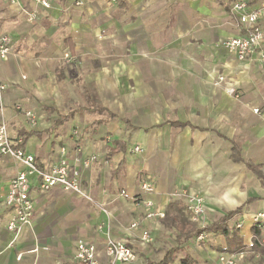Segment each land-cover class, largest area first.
Returning <instances> with one entry per match:
<instances>
[{"label":"crops","instance_id":"0c3cea01","mask_svg":"<svg viewBox=\"0 0 264 264\" xmlns=\"http://www.w3.org/2000/svg\"><path fill=\"white\" fill-rule=\"evenodd\" d=\"M77 1L50 0L46 8L33 0H0V36L12 43L10 54L0 58V79L7 85L0 94V122L41 166L56 162L61 147L72 165L96 155L79 174L92 201L32 185V225L13 243L5 196L21 166L0 154V264H78V239L93 242L105 264L106 231L127 241L136 254L132 264L157 263L179 242L180 205L187 216L177 192L203 197L208 224L241 207L227 223L242 246L219 232H204L202 240L183 242L169 264L184 255L195 264H217L221 253L239 250L244 252L235 264H250L246 253L264 264V255L252 248L250 220L264 211V184L247 167L256 164L264 175V66L257 53L239 61L223 45L243 34L230 2ZM246 1L251 7L264 3ZM27 11H36L34 21L27 20ZM259 24L264 34V15ZM258 50L264 51V38ZM236 60L256 77L244 90L234 84L240 99L217 81L235 69ZM18 103L35 114L34 125L16 110ZM134 145L141 152H130ZM142 175L154 179L155 192L141 194ZM138 194L165 216L146 219L147 208L132 200ZM237 220L243 221L240 228ZM143 229L148 242L141 239Z\"/></svg>","mask_w":264,"mask_h":264},{"label":"built area","instance_id":"2783aa9c","mask_svg":"<svg viewBox=\"0 0 264 264\" xmlns=\"http://www.w3.org/2000/svg\"><path fill=\"white\" fill-rule=\"evenodd\" d=\"M14 2V0H10ZM34 3L49 7L50 0H33ZM82 0H78L76 4H82ZM232 13L236 15L237 22L242 26L243 34L239 36H231L222 43L233 53L239 61L250 60L254 54L260 63H264V51L258 50L263 41L264 34L259 24L260 18L264 15V3L256 7H251L246 0H234L231 5ZM27 20L32 22L36 19V11H27ZM12 49L11 39L8 35L0 36V58H6ZM219 78H222L221 76ZM7 85L0 79V94L6 90ZM227 92L235 98L240 97V92L234 86L227 88ZM16 110L24 112L30 124L36 123V116L31 110L24 109L21 104H15ZM258 112L257 108L253 109ZM77 135V129L74 130ZM130 152L139 153L141 147L134 145ZM0 154L6 155L14 159L20 166V170L13 176L9 182L8 191L5 196V205L12 212L6 229L12 234L11 242H15L23 233L25 227L32 225L34 205L31 197V186L40 191L45 192L52 188H61L67 192H73L79 196L92 201V198L83 190L80 182V168H87L96 160V155H89L85 158L76 159V165H72L67 158V150L61 147L60 158L50 165L41 166L34 154L20 147L18 142H13L8 133L7 125L4 121L0 122ZM139 188L141 194L149 195L155 192L156 184L152 177L142 175L139 178ZM125 193V191H121ZM141 194L132 197L135 203L143 204L147 208L145 212L146 219L164 217L165 214L157 210L153 201L148 197H141ZM185 199V208L188 212V219L191 222L202 218L205 215L203 207V197L197 194L182 193ZM105 210V209H104ZM106 211V210H105ZM199 218V219H200ZM251 226L259 231L257 240L261 246H264V211H257L250 214ZM137 222H132V227H137ZM243 225L242 220L235 222V228ZM103 244V251L107 257L105 264H132L136 260V254L129 246L125 239L114 238L107 232ZM205 238L202 232L196 236V240ZM254 238V236H253ZM141 239L148 242L150 234L147 229H143ZM244 251L239 250L233 253H221L218 256L217 264H235L236 258L243 254ZM20 254L17 256L20 258ZM75 259L78 264H102L98 258V249L96 245L85 239H78L75 249Z\"/></svg>","mask_w":264,"mask_h":264},{"label":"trees","instance_id":"16d2710c","mask_svg":"<svg viewBox=\"0 0 264 264\" xmlns=\"http://www.w3.org/2000/svg\"><path fill=\"white\" fill-rule=\"evenodd\" d=\"M264 66V63H263ZM232 158L237 160L238 159V150L234 146L232 148ZM247 167L254 171L257 176L260 178L261 182L264 184V175L262 171L260 170V166L252 163H248ZM241 210V207L236 208L233 211H229L224 215L222 218H220L218 221H214L210 224H207L203 227L196 228L195 226L192 225L191 222L187 220H180L177 224V229L179 230V235L178 239L179 242L177 246L172 247L171 249L167 250L165 252L164 257L157 263L155 262H150L148 264H169L171 263L173 256L175 253L181 250V245L183 242L187 241L191 237H196L202 232H219L223 234L230 242L237 241L238 247H241V241H238V237L236 234L232 233L229 226H228V221L230 218H232L235 214L239 213ZM253 230V241H252V248H256L261 251V253L264 255V246H261L257 240V235L259 234V231L256 228H252ZM237 250V249H236ZM179 264H195L189 258L188 255H184L180 261Z\"/></svg>","mask_w":264,"mask_h":264},{"label":"rangeland","instance_id":"374dc122","mask_svg":"<svg viewBox=\"0 0 264 264\" xmlns=\"http://www.w3.org/2000/svg\"><path fill=\"white\" fill-rule=\"evenodd\" d=\"M229 2H230V4H229V9H230V12H231V5H232V2L230 1V0H228ZM231 15H232V13H231ZM245 63L246 62H244V63H240V62H238L237 60H236V67H235V69L234 70H226V72H223L222 74H221V77L222 78H219L220 76H218L217 77V81L219 82V83H221L222 84V86H223V89H224V91H225V93L228 95V96H232V95H230L228 92H227V88L228 87H230V86H234L235 88H237L236 86H238L241 90H244L243 88H245V86H246V84H247V82L248 81H250V80H254L256 77H254V73L250 70V68H248L247 66H245ZM248 63V62H247ZM261 67V66H260ZM257 78H258V76H257ZM236 86H235V85ZM244 86V87H243ZM239 88H237V89H239ZM232 97H234V96H232ZM241 97H239V99H240ZM258 111H259V108H258ZM179 195V196H178ZM176 196H178V198H184V196H183V194H182V192H177V195ZM87 200V199H86ZM88 201H90V200H88ZM180 207V208H179ZM178 207V209L180 210V212H181V217H179L181 220H187V218L189 217V215H188V212H187V216H185V214H184V212L183 211H181V210H183L184 209V207H182L181 205ZM101 209H103L102 207H101ZM200 217H198V220L197 221H195V222H191L192 223V225L193 226H195L196 228H200V227H203V226H205V225H207L208 223H209V221H210V218L209 217H206V215H203L202 216V218H200ZM189 220V219H188ZM102 227H103V223H100V224H98L97 226H96V230L97 231H99V232H101L103 229H102ZM105 233H107V231L105 232ZM110 234V233H109ZM183 251V250H182ZM248 251V250H247ZM183 253V252H182ZM246 256L248 255V257L247 258H249V260H251L250 261V264H255V262L257 261V258H255V257H253V256H249V255H251V254H245ZM191 260L193 261V263H194V259L193 258H191ZM236 262V261H235ZM197 264V263H196Z\"/></svg>","mask_w":264,"mask_h":264}]
</instances>
